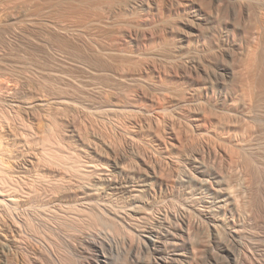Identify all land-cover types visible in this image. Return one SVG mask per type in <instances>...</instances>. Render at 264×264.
Masks as SVG:
<instances>
[{"label":"bare ground","instance_id":"1","mask_svg":"<svg viewBox=\"0 0 264 264\" xmlns=\"http://www.w3.org/2000/svg\"><path fill=\"white\" fill-rule=\"evenodd\" d=\"M10 1L0 0V7ZM251 1L255 11L248 3L242 11L243 17L254 18L249 35L245 32L246 58L238 65L225 62L214 69L206 65L204 78L202 73L192 75L195 66L184 61L178 71L170 63L163 70L142 64L133 50L123 59L114 58L116 47L123 46L132 32L121 23L123 29H110L109 48L80 46L76 58L70 56L76 46L69 56L53 54L57 67L83 74L79 78L58 69L42 71L59 79L65 92L58 88L44 94L28 78L9 91L0 89V264H69L46 236L56 233L68 243L60 230L64 224L79 225L85 215L99 220L98 214L106 217V210L114 211L110 219L119 224L146 223L143 233L138 232V244L133 238L130 243L126 240L124 262L149 246L162 257L161 264H168L166 257H172L175 264H264L260 243L264 236V0ZM34 2L43 14L54 7L69 12L80 4L96 8L116 4L128 11L149 7V0ZM34 10L26 8L21 13L31 18ZM13 12L0 18V36L5 28L19 29L17 10ZM145 16L136 35L148 40L149 31L143 26L149 16ZM60 23L50 24L54 32L49 28L51 37L65 44L59 41L62 45L55 49L62 51L66 46L70 50L65 38L76 34ZM43 33L38 35L40 44L51 41ZM8 74L0 66V77ZM38 112L56 129L61 126L56 141L34 130L33 123L41 118ZM71 112L89 115L106 127L105 133H90L87 128L84 135V126L78 125ZM156 223L166 230L155 231ZM249 226L257 231L254 239L258 241L250 240ZM78 228L81 234L75 249L82 251L86 246L101 253L103 242L93 236L92 229Z\"/></svg>","mask_w":264,"mask_h":264},{"label":"rangeland","instance_id":"2","mask_svg":"<svg viewBox=\"0 0 264 264\" xmlns=\"http://www.w3.org/2000/svg\"><path fill=\"white\" fill-rule=\"evenodd\" d=\"M13 1H10L11 3H9V5L11 4L12 7L11 6L9 7V5L8 6L3 5L2 8L0 7V9L3 11L2 12L0 10L2 12V13L0 12V14H2L0 16V18L5 14H6V17L8 15H10L11 13L14 14L13 11L17 10V12H15V14L18 18H16V16H15V18L18 21L16 20L15 23L17 22L16 24L19 25V26L16 25L17 26L16 29L19 28L16 31L15 30L13 31L11 28H5L3 30V33L0 36V66L3 68L6 67V72L9 73L8 74L9 77L8 76H1L0 77V89H2L4 91H9L10 89H13V88L20 85L19 80H22V78H28V80L26 79L27 82L30 81L31 85L33 84L37 89H39V92H42L44 94L48 93L49 91L50 92H53L54 90L58 91L59 90L58 88H61V91L62 90L64 92L66 91V87L64 89L63 88L64 85L60 82L59 83L57 82V80L59 81V79H57L55 81L50 76H47L46 74L43 75L44 71L47 72V71H53L54 69L55 70L58 69V70L64 71V74L68 75V76L70 75V76H73V77L75 76V77H79V78L83 77L82 72L77 70V69H68V68L65 69V68H61L59 66L57 67L56 66L57 64H55V62H54L53 54H56L58 56H60V55L69 56L70 51L72 50L71 48L76 46L73 48V51L71 52V55H70L71 57L74 56L76 58L77 53H78L77 50H79V48H81V47L82 48L87 47L88 49H90V48L92 49L95 47H97V48L100 47V49L101 48H109L110 44L108 45V43H111V42H109L110 39L108 36H110L109 35L110 32L112 33V31L123 29V28H121V26H123L124 23L126 24L127 28L129 27V29L130 28L132 29V30L130 29L132 32H131V34L128 35V37L126 36L127 39L126 38L125 39L127 41H125V44H123L124 47L121 45L120 46L118 45L116 47L118 50H116L115 55L113 54V56H114V58L117 56L118 58H116V59H118V60L129 56L130 52L133 50L136 52V55H138L137 61H139V62L141 61L142 64H145V65L146 64H155V65L160 66V67L162 66L161 69L164 68L165 63H166V66H169V65L173 66V64H175L174 66H176L177 70H178L179 65H181V67L184 66V64H183V61H184L187 65L189 64V66H192V67L195 66L194 69L192 68V72H191L192 75L195 74L194 76L199 77L198 73L199 74L202 73V74H200V77H202V78L206 77V75H204L205 73L203 72V70H205L207 66H208L207 69H210L209 66H211V69L214 66L213 67V69H214L216 66H219V65H227V64L233 65V63H234V65L236 63H237L236 65H238V63L243 62L244 57L246 58L247 42L245 43V41H246L247 37H245V36L249 35V34H247L248 28L251 30V28L253 26L252 21H254L253 17H252L253 19L250 18L251 22H250V19H247V17H243L244 15H243L242 11H244V9L247 8L244 6L246 3H248V4H246V6L248 5V7H250L249 9H252V8H254L253 6H255V3H253V1H251V0H241V1L240 0H237V1L236 0L235 1L234 0H193V4L196 2L194 5H192V2H188L187 0H170V1H168V0H156V1L155 0H149V2H148L149 7L146 6L145 10H143V11L140 9L139 10L137 9L135 11L134 10L128 11V10H124V9H118L120 7V5L117 6L116 4L115 5L117 8L114 7L115 6L114 4H113V6L111 4L112 7H110L109 4L104 5V6L102 4V5H100L101 7L99 5H97L98 9L96 7H94L96 5L90 6V4L89 5L88 4H86V5L80 4V5H78L79 8L78 7L75 8L76 10L69 8L70 9L69 12L68 11L65 12V10H63V9L61 10V9L54 7L53 10L51 9V11H49V12L46 11L45 14H43L41 12V10L40 11H39V9H38V11L36 10L39 7V5H35L38 3L34 2V0H30V1L29 0L28 1L16 0V2L18 1V3L20 5L19 4L16 5V2L14 1L15 3H13ZM250 1L254 5H252L250 3ZM33 3H35L34 4L35 6H33ZM149 3H152V4H149ZM30 5H32V6H30ZM150 6H151V8H150ZM243 6H244V8H243ZM23 7H25V8H23ZM108 7H109V9H108ZM8 8H9V11H11V10L12 11L8 12ZM26 8L30 9V11H33L35 9L34 12L37 11L38 14H37V12H35L37 15L34 13V15H33L34 17L33 16L31 17L32 19L30 17L29 18L26 17L25 15L23 16V13H21L23 11H21V10H24ZM194 8L195 9L198 8L197 11ZM112 9H115V10L113 11ZM59 10H60V12H59ZM97 10H98V13H97ZM108 10H109V12H108ZM253 10L255 11V8L252 9V11ZM62 11H64V13H61ZM77 11H79V12H77ZM125 12H126V14H125ZM133 12H134V14H133ZM8 13H10V14H8ZM39 13H41L42 15L41 14L39 15ZM91 13L93 14V16ZM109 13H110V15H107ZM112 13H113V15H112ZM145 13H146V16L147 15L149 16V18L147 17L148 22L145 21V24L146 23L147 24L143 26L144 28L146 27L147 29L146 28L145 29L143 28V29L147 30V32L149 31V34H150L149 38L150 39L149 38H147V39L150 42L148 40H146L141 34L136 35L138 29L140 30L142 28L141 24H144V22L142 23V20L145 16L144 15ZM53 14H54V16H53ZM61 14H62V16H61ZM63 14H64V17H63ZM104 14H105V16H104ZM56 16H57V18H56ZM59 16L62 17L63 19L60 18ZM71 16H73L74 19ZM78 17H79V19H78ZM2 18H4V16ZM76 18H77V20H76ZM244 18H245V20H244ZM50 19L51 20L55 19L56 21L52 20L53 22H51ZM59 20L61 21V23H60L62 25L61 27L64 26V28H67V29L71 28L70 31H72L73 34H76L75 36L71 35L72 37L68 36L69 38H65L66 36L63 37L66 40L68 39V42H69L68 44H70L71 47L68 44H66V45L69 46L67 48L70 50H67L66 46H63V47H65V49H61L62 51H57L55 49L61 43L63 45H65L63 43V41L57 40V38H55V36H52V37H54L53 39L51 37V35H54V34H52V32H54V31L51 28L52 27L51 23H54V22L59 23L60 22ZM82 20L83 21L86 20V21L83 23ZM10 21H13V20H10ZM6 22H7V20H6ZM37 22H38V24H37ZM65 22H66V24H65ZM136 22L137 23L139 22L138 25ZM46 23L47 24L49 23L48 24L49 26ZM247 23H251V24H247ZM63 24H65V25H63ZM84 24L86 25V27ZM130 24H133L134 26L133 25L129 26ZM38 25H40V26H38ZM248 25H250V26H248ZM98 26H99V28L97 29L96 27H98ZM138 26H140L141 28L140 27L137 28ZM239 26H241V27H239ZM46 27H48V29H46ZM91 27L92 28L94 27V28L92 29ZM101 27H102V29H101ZM119 27L121 29H119ZM49 28H51L52 32H50ZM75 30L77 32L79 31V34H77V32ZM94 30H95V32H94ZM38 31H40L41 33H43L45 31L44 33L45 34L47 33V35L51 37V41L44 42L43 44H40L41 40H39V36H38L40 32H38ZM245 32H246V35H245ZM249 32L250 31H248V33ZM35 34H37V36ZM87 34H89L90 36ZM152 35H153V37H152ZM136 36L139 38L141 36L144 39L141 40V38L139 39ZM236 37H237V39H236ZM63 38H62V40H65ZM73 38H76V41H75V39L72 40ZM233 38H235V39L233 40ZM79 39H81V40H79ZM137 39H139V40H137ZM242 39H244V40H242ZM37 40L39 41V43H37L38 42ZM66 40L64 41L65 43H67ZM72 41L74 44L72 43ZM84 49H86V48H84ZM232 56H233V58H232ZM181 60H182V62H181ZM168 63H170V64L168 65ZM182 64H183V66H182ZM174 69L176 70L175 67H174ZM198 69H199V71H198ZM42 71H43V73H42ZM178 71H180V69ZM238 74L239 73L237 72L236 75L240 77V75H238ZM54 84H56V85H54ZM58 84H59V87H57ZM9 104L10 103H8L6 105V107L9 111H11L10 107H12V106ZM18 109H19L18 112H20L21 115H24V113L22 112L23 110L20 108H18ZM39 114H43V113L38 112V115ZM74 115H75V117H77L76 121H78L77 122L78 125L80 124L82 127L84 126L83 127V129H84L83 134L86 131L85 129H87V128H88L87 130L90 133H93V132L105 133V132H103V130L106 129V127H104L103 124L95 121L89 115L84 114V113H80V112H71L70 116H74ZM39 116H41V115H39ZM33 127H34V130L39 135L46 136L49 134V137H51V141H52V139H53V141L57 140V133H58L57 130L61 129L60 125L57 126L58 129H56V126L53 123L51 124L50 122L45 121L43 116H41L40 119H37L35 121V123H33ZM85 134H86V132H85ZM54 137H56V138H54ZM54 139H56V140H54ZM96 210L99 213V210L97 208H96ZM104 213L106 214V217L98 214L100 217L99 220L97 218L95 220H93L88 215H85L84 216L85 218L83 219V221H81L82 224L81 223L79 224L80 226L77 225L76 222L75 223L74 222H68L66 224V226L64 224L60 230H62V231L64 230L63 232L66 233L65 236L68 240L69 245L67 242L64 243L60 239L58 234H56V233H54L55 235L49 234L46 237L47 238L50 237L49 239H51L53 241V244L55 243L54 247L57 249L56 251L59 254L68 258L67 260H68L69 264H91L92 262L95 263L97 261L99 264H161L160 258H162V257L157 252H154V250L152 248H150L149 246H145L142 249V251L139 252V254L137 253V255L132 254L131 255L132 259H130V261H128V262H124L123 261V257L125 255L124 248L131 241H134L133 239H135V241H134L135 245L139 243L138 241H139L140 237L138 234L143 233V230H141V229L142 228L144 229L146 223L143 222L142 224H140V226H135V225L132 226L129 224L123 225V224L116 223L115 221H112L110 219V217L114 216V214H115L114 211L106 210ZM89 219H91V220H89ZM112 223H113V225H112ZM148 226H150V225H148ZM67 227L69 230L66 229ZM78 227H81V229L84 232H86V230H88V229H92V231L94 233L93 236H95L96 238L100 239L103 242L104 246H103V251L101 253L98 252L97 250L93 249V248L86 247L84 245L83 246L85 248L82 251L75 249L76 248L75 245L77 246V244H78V242H76L77 241L76 238H78V236L81 234V233H78V232H81V231H78L79 230ZM136 228H137V230H136ZM153 228L158 233H162L166 230V227H164L163 225H161L159 223L154 224ZM249 228H250V226L248 228H246L247 232L249 231V233L252 236H250L251 238L248 236V238H250L251 241L252 240L255 242L258 241L256 238L254 239V231H256V230L252 228L253 229V231H252V229L251 228L249 229ZM139 231H141V232H139ZM258 233H259V230H258ZM250 234H248V235H250ZM75 236H77V237H75ZM206 237L207 236H205V238ZM129 238H130V240H128ZM260 243H262L264 245V236H262V235H261V242ZM131 260H132V263H131ZM166 260L168 261V264H175L172 257H166Z\"/></svg>","mask_w":264,"mask_h":264}]
</instances>
